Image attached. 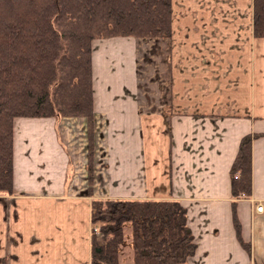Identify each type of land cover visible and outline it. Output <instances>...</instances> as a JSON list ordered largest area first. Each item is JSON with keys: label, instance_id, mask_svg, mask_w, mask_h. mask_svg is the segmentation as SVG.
<instances>
[{"label": "crops", "instance_id": "crops-1", "mask_svg": "<svg viewBox=\"0 0 264 264\" xmlns=\"http://www.w3.org/2000/svg\"><path fill=\"white\" fill-rule=\"evenodd\" d=\"M252 4L172 0L171 37L93 41L91 184L84 117L14 119L0 264H90L92 199L178 201L196 244L182 264H264V37L253 34ZM109 52L121 62L110 67ZM246 134L252 190L235 213L249 252L230 190ZM118 264H134L133 250Z\"/></svg>", "mask_w": 264, "mask_h": 264}, {"label": "trees", "instance_id": "trees-1", "mask_svg": "<svg viewBox=\"0 0 264 264\" xmlns=\"http://www.w3.org/2000/svg\"><path fill=\"white\" fill-rule=\"evenodd\" d=\"M172 15V0H0V194L13 191V121L18 117H84L92 183L93 41L169 38ZM252 25L254 36L264 37V0H253ZM253 137H241L230 167L233 226L248 252L235 203L251 194ZM186 213L175 200L92 199L90 264H118L125 222L131 224L134 264L184 263L196 249Z\"/></svg>", "mask_w": 264, "mask_h": 264}, {"label": "rangeland", "instance_id": "rangeland-1", "mask_svg": "<svg viewBox=\"0 0 264 264\" xmlns=\"http://www.w3.org/2000/svg\"><path fill=\"white\" fill-rule=\"evenodd\" d=\"M115 38V37H114ZM96 43L97 42H95L94 43V46H93V48H94V51L97 49V45H96ZM144 43H145V41H144ZM113 44V43H112ZM143 44V43H142ZM142 44L140 43V45L142 46ZM114 45V44H113ZM112 45V46H113ZM119 46V45H118ZM121 46V45H120ZM115 47H117V44H116V46ZM139 51H140V49H139ZM95 53V52H94ZM143 53H144V49H143ZM110 54V52L108 53V56H106V58H105V60H107V63L109 62L110 64H109V66L111 67V66H114V65H116L117 63H120L121 62V58H119V57H111V55H109ZM126 55V54H125ZM143 55L142 54H139V57H138V62H139V66H141L142 65V60L143 59H140L141 57H142ZM121 59V60H120ZM123 61H124V64L123 65H127L128 64V61L129 62H131V61H133V58L129 55V54H127L126 55V57L125 58H123ZM140 69H141V67L140 68H138V70L140 71ZM113 70V68H111V71ZM1 195V194H0ZM99 230V229H98ZM123 230H124V238H123V241H122V243L119 245V251L120 252H124L125 254H127V252H129V250L130 249H132L133 250V248H132V236H131V224L129 223V222H125L124 223V225H123ZM100 232V231H99ZM96 236H97V238H98V240H99V242H102V239H101V234L99 235V234H96ZM118 251V252H119Z\"/></svg>", "mask_w": 264, "mask_h": 264}, {"label": "built area", "instance_id": "built-area-1", "mask_svg": "<svg viewBox=\"0 0 264 264\" xmlns=\"http://www.w3.org/2000/svg\"><path fill=\"white\" fill-rule=\"evenodd\" d=\"M257 211H261L262 210V206H257ZM93 230H94V232L96 233V234H101L100 232H99V230H98V228L97 227H94L93 228Z\"/></svg>", "mask_w": 264, "mask_h": 264}]
</instances>
